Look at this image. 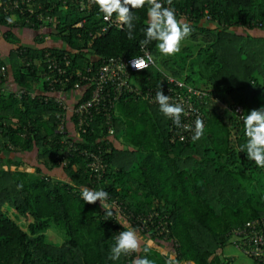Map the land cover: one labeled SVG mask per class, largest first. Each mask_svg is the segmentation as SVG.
<instances>
[{"label":"trees","instance_id":"1","mask_svg":"<svg viewBox=\"0 0 264 264\" xmlns=\"http://www.w3.org/2000/svg\"><path fill=\"white\" fill-rule=\"evenodd\" d=\"M5 1L0 0V25L16 45L9 66L0 57V264H131L137 255L165 264L173 254L179 264H263L249 256L236 262L224 248L235 247L238 228L264 218V169L237 151L245 143L241 113L264 107V33L250 31H264V0H173L177 17L193 29L181 51L162 57L155 42L149 44L146 49L156 64L130 72V86L142 94L103 87L105 100L112 102H99L101 110L93 111L76 140L82 149L100 150L106 164L100 178L79 150L66 154L61 137L70 134L77 116L66 114V129L57 130L60 108L52 96L41 95L53 94L41 75L45 53L65 56L69 72L84 73L106 57L141 54L146 8L132 10L139 19L135 38L129 40L117 23L101 31L102 14L90 0H35L33 13H4ZM40 10H48L57 21L38 29ZM78 21L82 24L76 25ZM14 26L35 30V42L19 43ZM165 73L183 81L180 87L170 82L180 94L187 86L201 92L187 93L192 109L181 116L182 125L194 126L196 114L203 119L205 134L199 141L192 142L191 132L165 117L154 97L143 96L148 88L161 87L167 94L162 88ZM72 86L69 82L65 90ZM93 87L82 80L66 99L82 101ZM21 88L25 92L18 95ZM27 152L35 155L33 163L24 160ZM26 165L34 169L26 170ZM82 186L106 191L113 216L104 213L99 200L85 202ZM141 213H151L153 219L138 234L148 253L108 259L115 237L128 226L123 219L137 229L133 221ZM57 234L60 242L55 241Z\"/></svg>","mask_w":264,"mask_h":264},{"label":"built area","instance_id":"2","mask_svg":"<svg viewBox=\"0 0 264 264\" xmlns=\"http://www.w3.org/2000/svg\"><path fill=\"white\" fill-rule=\"evenodd\" d=\"M35 0H6L3 3L2 10L4 13H8L12 9H19L21 12L27 11L33 13L35 8L33 6ZM83 6V5H82ZM38 7H41L38 4ZM103 19V16H102ZM36 20L38 22V29H45L48 26L54 24L57 19L56 16L49 13L48 10H40L36 13ZM104 21V24L101 27V31H105L110 26H112L116 22L115 17L112 18L111 21ZM81 21H78L76 25H81ZM43 36L46 38L48 34L45 33ZM149 49H144V52L138 54L133 57L125 58L121 56H112L106 57L102 59V62L97 67L88 66L86 69V73L82 72L80 69L75 70L74 72H69L68 64L69 60L62 57V59L57 58L55 55L51 54L50 52H46L45 56V66L46 71L41 73L42 77H44L45 82L48 85V90L50 92L44 91L41 92V95L44 96H52L53 101H55L60 110L57 112L58 116V125L57 130L61 133L64 132L66 129V114L68 113H75L77 116V123L76 125L70 130V134L63 133L61 137V142L65 146L66 154L72 151H80L87 157V167H89L94 172V176L101 177L104 167L106 166L105 161L103 160L102 155L99 151H93L88 149H82L76 144V140L81 138V132L86 131L85 125L89 124L91 119L93 118V111H100L101 104L99 102H112V99L105 100V95L101 92L103 87H108L111 85L114 87L115 93H120L124 89H131L137 94H142L141 89L138 87L130 86V72L134 69L130 61L132 58H138L140 56H147L149 55ZM151 55V54H150ZM73 73H75V79L73 81ZM82 80L89 81L90 83L94 84V87L90 93V95L77 103V99L68 101L66 96H70L73 94V91L76 88L82 86ZM1 81V76H0ZM71 82L72 88L68 91L65 90L66 85ZM172 82L177 87L183 86L184 83L180 79H177L173 76H168L166 81L162 84V88L167 91L166 95H169L171 101L182 103L185 114L188 115L190 109H192V100L187 94L189 91L196 92L198 95H201L200 91L193 89L191 86H187L186 93L180 94L179 89L176 87L174 88L170 85ZM158 90L156 88H148V90L143 94L146 97H154ZM24 88H21L17 91L18 95L24 93ZM31 96L36 95L35 90H31ZM142 96V97H143ZM46 99V97H45ZM236 110L240 111L241 107L237 105ZM194 113L197 110L193 111ZM199 115L196 114V117ZM196 119V118H195ZM112 131V128H109ZM66 155H63L62 162L65 164L67 162ZM110 204V203H109ZM113 206V205H112ZM119 208V205L117 206ZM153 220L151 213L149 214H139L135 217L133 221L134 224H137L138 228L135 229L139 234V231L148 227L147 221ZM124 224L132 226V223L127 219H123ZM249 227H242L236 230L237 234H240V238L237 243H235V247L238 248L243 254L252 257L259 262L264 264V218L261 219H254L251 220L249 223ZM141 237V235H139ZM149 241H152L149 239ZM149 243V242H148ZM150 244V243H149Z\"/></svg>","mask_w":264,"mask_h":264},{"label":"clouds","instance_id":"3","mask_svg":"<svg viewBox=\"0 0 264 264\" xmlns=\"http://www.w3.org/2000/svg\"><path fill=\"white\" fill-rule=\"evenodd\" d=\"M95 4L98 12L102 14L105 21H111L115 16L118 27L125 30L129 40L134 39L136 21L139 19L134 15L133 9L146 8V23L142 29L143 38L139 41L141 49L155 42V47L162 57L175 56L181 51L182 43L191 35L192 26L183 17L178 18L173 0H90ZM9 22H12L11 20ZM131 66L136 70L148 69L150 65L156 64L152 55L132 58ZM158 67V66H157ZM167 78V73H165ZM155 103L159 105V111L172 123L185 131L192 133V142L199 141L205 134V124L199 116L194 120V126L182 125L181 116L185 114L182 103L172 102L169 95L163 94L161 87L155 94ZM245 143L238 146L237 151L244 152L248 160L255 163L256 167L264 169V107L251 109L247 114L241 113ZM181 142L185 140L180 136ZM23 185H18V188ZM80 196L89 204L99 200L104 213L108 217L113 216V206L109 204V194L103 189L93 190L86 186L80 189ZM123 227L125 225L122 224ZM148 253V247H142L141 239L137 231L130 225L120 231L115 237V243L110 249L108 259L119 260L121 256H129L133 253ZM131 264H155L147 255H137ZM165 264H179L175 255H170Z\"/></svg>","mask_w":264,"mask_h":264},{"label":"crops","instance_id":"4","mask_svg":"<svg viewBox=\"0 0 264 264\" xmlns=\"http://www.w3.org/2000/svg\"><path fill=\"white\" fill-rule=\"evenodd\" d=\"M13 31V33L15 34L16 36V39L17 41H19V43H25V44H33L35 42V39H36V31L31 29V27H27V26H14L12 27L11 29ZM5 31V27L1 26L0 25V57L5 59L6 62L8 61V66L10 64L9 60H8V57H9V54H10V50L16 45L14 42H13V38L11 35H5L4 33ZM45 43L46 44H50L51 43V38H48L46 37L45 38ZM10 76V75H9ZM8 83L11 87H13V82L11 80V78L9 77V80H8ZM23 158L24 160H26L27 162L29 161H35V155L32 153V152H27L26 154L24 153L23 154ZM22 167V166H20ZM24 167H32V166H29V165H26ZM13 168V167H11ZM32 169H34L32 167ZM58 169H53L52 172H58L57 171ZM153 242V241H151ZM153 244L157 247L160 248V250L162 252H165L164 251V247H162L161 245H157L153 242ZM163 249V250H162ZM185 264H189V263H192L194 264L193 261H186L184 262Z\"/></svg>","mask_w":264,"mask_h":264},{"label":"rangeland","instance_id":"5","mask_svg":"<svg viewBox=\"0 0 264 264\" xmlns=\"http://www.w3.org/2000/svg\"><path fill=\"white\" fill-rule=\"evenodd\" d=\"M250 31H253L254 33H264V31H261V30H258V29H252ZM237 32H238V29H237ZM53 37V36H52ZM54 44H57V43H54ZM194 69L196 68L195 66L193 67ZM5 167V166H4ZM13 167V166H12ZM24 169L26 170H29V171H32V167H24ZM51 232H54V231H50ZM61 238H60V235L57 234L55 235V241L57 242H60ZM148 242L151 244V245H154L153 242L149 241ZM163 250V249H162ZM165 251V249H164ZM224 251H225V254H228V255H231V256H234L235 260L234 261H242V260H249L250 258H248V256H246L245 254H243L239 249L235 248L232 244H227L226 247L224 248ZM182 264H185L184 262Z\"/></svg>","mask_w":264,"mask_h":264}]
</instances>
